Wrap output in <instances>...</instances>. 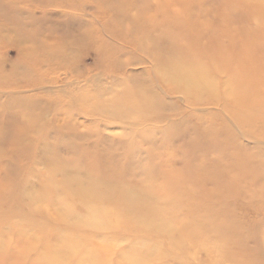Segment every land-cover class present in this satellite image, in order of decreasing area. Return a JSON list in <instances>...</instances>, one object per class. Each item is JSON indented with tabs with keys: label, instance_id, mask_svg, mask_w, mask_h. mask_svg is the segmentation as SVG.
I'll use <instances>...</instances> for the list:
<instances>
[{
	"label": "bare ground",
	"instance_id": "bare-ground-1",
	"mask_svg": "<svg viewBox=\"0 0 264 264\" xmlns=\"http://www.w3.org/2000/svg\"><path fill=\"white\" fill-rule=\"evenodd\" d=\"M90 1L97 3L98 6H93ZM90 1L0 0V3L11 13L10 17L0 16V40L11 39L10 42H14L11 45L17 52V59L25 63L23 65L25 73H30V77L21 79L15 78L11 75L12 73L4 75L3 78L0 76V100H3L1 101L4 102L3 108L7 110V113L5 111L0 113V142L5 141L6 146L10 148L11 151L7 156L11 155L14 158L24 154L23 169L27 167L30 159L34 166L35 164L47 168L55 166V161L49 156L47 143L48 140H56L58 144V141L62 140L64 144L60 148L73 155L83 154L89 159L93 170L97 169L100 164L101 166L116 165L115 159L121 162L125 158L120 155L114 157L109 150L105 149L113 141H109L103 134L104 132H100L98 128H90L83 133H78L76 126L70 125L68 121H72L74 116L72 111H64L61 100L50 95L58 89L56 85H50L56 81L53 77L56 68L67 72L66 82H70V75L80 76L86 71L82 59L80 63L77 60L75 64L71 61L70 54H66L70 46L79 41L84 42L83 46L87 51L84 56L90 57L93 64L107 63L106 65H112L121 70H126L131 66L150 67L149 77L142 76L141 83L134 86L130 85V81L125 83L119 94L122 95L120 105H129L139 110L143 108L144 103L148 104L143 96L154 99H162V96L167 98L175 96L189 111L174 109L175 112H180L181 118L173 125L168 121L169 119L165 122L167 115L163 114L164 112L155 116L142 115L138 120L146 123L150 120L152 122L150 127L157 131L136 143L138 144L136 149L141 152L144 143L150 142L149 148L144 151L145 154L142 152L140 154L151 160L154 158L159 166L157 178L152 177L156 184L155 187L147 186L141 180L136 185L135 182L128 181L125 187H121L119 185L121 183L114 182L111 185L106 181L101 184L98 182L87 184L75 180L72 174L64 171H60L61 180L58 181L56 169L55 172L49 173L48 179L53 181V185L50 186L53 188L51 190L56 195V199H62L64 202H50L51 196L45 192L47 188L43 187H41L40 195L31 191L27 198L23 200L21 198V201L24 205H29L31 202H43V205L48 207L46 215L57 217L55 218L57 223L67 221L63 219H67V215L71 216L68 220L69 226L67 227H70L68 230H79L80 223L84 221L88 222V225L84 223L80 228L85 229L89 226L94 233L102 232L103 229L112 226L109 221L117 218L119 222L123 220L119 225L124 231L134 235L138 234L139 238L149 233L153 234L154 242L152 243L154 244H145L142 249L124 251L117 264H188L186 261L194 259L193 255L188 256L190 249L198 250L201 247L206 249L202 238L206 235L217 240L226 239L224 244L227 246L236 245V243L244 244L245 237L241 236L243 234L240 225L236 224L230 214L229 216L220 214L215 218H209L200 209L196 213L182 214L185 209L177 202L186 197L180 194V189L187 182L178 171L187 167L194 176H198L199 173H205L211 168L222 171V174L227 172L226 175L235 170H246L251 183L254 178L258 179L255 184L264 182L263 176L261 178L259 173L260 168L264 170V106H256V104L264 103V42L262 40L264 32H261L263 29L260 25L261 20L258 21L257 17H255L257 24L255 26H251L247 21L250 16L257 13L256 10L264 8V0H223L228 11L231 12L232 7L237 9L236 13L229 14L225 21H219L213 17L211 13L216 12L215 7H211L213 11L207 7L203 8V4L210 3L212 6L217 2L216 0ZM99 5L113 12L115 21L121 27L119 28L121 33L118 34L113 30L112 21L101 13ZM33 8L38 10L37 13L32 10ZM20 14H26L25 21L14 20L16 15ZM100 19L104 22H100ZM45 20L51 24V27H47L48 35L46 36L42 35V37L40 33L26 29L27 25ZM66 24L75 26V29L66 30L63 33L58 30V26L64 27ZM234 24H238V27L231 29L230 26ZM81 31H83L82 34ZM2 42H0V48L6 47L7 45ZM166 53H169V56L171 54L177 56V63L164 56ZM57 59L61 60L59 67L55 64ZM30 66L32 69H37L35 72L40 73L39 77L33 76L34 71ZM8 70L10 69H5L0 62V74ZM130 77L132 76L128 78ZM220 78H222L221 81ZM28 89H31L32 93L30 98L22 91ZM40 90L46 93L37 94ZM68 95L67 98H69ZM69 99L68 103L70 101L71 104H76L78 97L71 95ZM83 101L87 104L91 102V99L87 96ZM15 106L19 110L23 108L27 118H38L39 122L43 121V123L33 121L30 124L25 119L20 120L18 113L14 112ZM59 107H61L59 109L61 113L57 109ZM35 108L40 112L38 116H35L37 114L32 111ZM84 108L80 109L84 117L104 118L106 121L101 123L102 126L112 121L117 122L121 120V117L125 118L128 115V112H122L118 116L98 106ZM169 110L172 109L169 108ZM54 111L58 112L57 115L64 114L68 120L65 119L63 125L53 124V121L57 119L52 121L47 116L49 117ZM207 113V116L214 117L213 120L207 119ZM95 118L93 123L96 122ZM58 119L63 118L59 116ZM257 122L262 124L260 129L256 128ZM161 124L167 125L158 128L157 125ZM44 126L47 128L46 134L40 139H32L31 135L37 136L43 132L42 127ZM117 126L132 130L130 135L142 136L141 133L133 130L138 127L134 123L123 125L119 123ZM147 130L151 129L146 127L145 131ZM169 133L180 137L183 134H189L198 139L207 135L214 137L217 135L218 144L214 151H220V148L224 146L234 159H226L225 162L228 163L224 166L220 162H208L207 159L193 162L198 144H191L187 147V151L185 150L186 153L192 154L188 161L171 159L157 153L158 151H151L152 146L163 148L164 137L169 138L168 145L172 143L173 139ZM78 135H81L80 140L84 142V145L72 146L74 140H79ZM158 135L161 136L158 137ZM124 145L125 148H129L130 141H126ZM94 151H97L98 158L91 156ZM237 181L232 178L228 180L227 185L233 187L232 184ZM190 189L193 193L198 191L193 185ZM148 193L150 196H147ZM242 195L240 194L239 198ZM250 197L244 213L250 211L258 216L260 212L264 213V205L255 204V199ZM3 199V197L0 198V204L4 203ZM195 202L199 207L203 201L195 200ZM67 205L83 209L89 219L84 218L83 220L75 214H68V211L64 212L63 208ZM104 205L111 206L118 215L110 218V214L104 213L95 221L98 214L97 209ZM8 209L9 215L16 214L15 207L9 206ZM179 214L187 218L180 220L169 217ZM23 217L28 220L27 216ZM29 217L34 223H40L39 219H35L32 215ZM262 220L264 221V218ZM78 221L81 222L78 223ZM45 229L46 233L43 235L49 238L55 236L54 233L57 234L59 230L56 224ZM49 232L51 235L48 234ZM158 232H165L166 235L160 236ZM254 234L249 232L247 237L254 239ZM39 235L35 233L37 239L35 244L39 241ZM22 236L30 237L28 231H22ZM98 240L104 239L98 238ZM50 241L52 245L46 249L44 254L38 255L35 260L36 264H62L63 261L60 262V259L64 260L69 254L80 252L78 249L81 247L86 250L78 264H101L105 255L104 246L101 245L102 248H100L92 241L78 245V240L66 236L64 239L54 237ZM140 241V244L145 243L142 239ZM163 241L167 243L170 251L163 253L159 250L158 246ZM84 245L87 246L83 247ZM224 253L228 254V252ZM4 255L8 256H0V264H12V254ZM250 255L247 251L238 252L236 256L239 258V264L245 262ZM221 256L224 258L222 254ZM229 256L232 260V254Z\"/></svg>",
	"mask_w": 264,
	"mask_h": 264
},
{
	"label": "rangeland",
	"instance_id": "rangeland-1",
	"mask_svg": "<svg viewBox=\"0 0 264 264\" xmlns=\"http://www.w3.org/2000/svg\"><path fill=\"white\" fill-rule=\"evenodd\" d=\"M90 1V0H89ZM217 2L211 6L210 3L203 4V8L207 7L208 9L212 10L211 7H215L214 9L216 12L211 13L215 19H219V21H225V19L228 17L229 14L236 13L237 10L235 7H232L231 12L228 11L225 8L223 0H216ZM91 2V1H90ZM222 3V4H221ZM91 4L94 6H98L97 3L91 2ZM221 4V5H220ZM101 13L104 14V16L107 19H110L112 21L113 30L116 31V33L119 34L120 25L115 21V18L113 17V12L111 10H107L106 7L100 6ZM37 13L38 10L32 9ZM221 10V11H220ZM92 11H90L91 13ZM256 14L250 16L247 21L248 24L251 26H255L256 20L255 17H257V20H261V26L263 29H261V32H264V8L256 10ZM216 13V16H215ZM260 13V14H259ZM223 14V15H222ZM11 13L9 10L5 8L3 4L0 3V16L3 18L10 17ZM220 15V16H219ZM233 15V14H232ZM262 15V16H261ZM259 16V17H258ZM26 17V14H20L16 15L14 20L18 21H25L24 18ZM90 17V14H89ZM263 21V22H262ZM100 22H104L102 19H100ZM34 28H33V26ZM27 25L26 29L29 31H35L37 33H40L42 36L48 35V28L51 27V24H49L46 20L44 22ZM67 28H65V26ZM63 26H58V30H60L62 33L66 30L73 31L75 29V26H72L71 24H66ZM238 27V24L231 25L230 28H236ZM31 28V29H30ZM81 34L83 31L80 32ZM121 33V32H120ZM42 36V37H43ZM79 36V34H78ZM263 42L264 39L262 38ZM4 41V42H2ZM10 40H4L1 39L0 42L5 43L7 45L4 48H0V62L2 63V66H4L5 69H10L7 72H1L0 76L1 78L4 77V75H11L15 78L21 79L23 77H30V73L26 74V70L23 67L25 64L22 62V60H18L16 56V51L14 50L13 44L14 42H10ZM84 42H78L77 44H72L70 46V50H67L66 54H70V59L75 62V64L80 63L81 59L83 60V64L85 65L84 69L86 71L83 72L80 76L77 75H70V82H66V76L68 74L65 73V71H62L58 68H56V71L53 74V77L56 78L55 83H52L50 85H56L58 89L55 91V93H50L52 96H56L61 100L64 108V111L71 110L74 114L72 121L65 118L64 114L57 115L56 111L52 112V114L47 118L55 120L53 121V124H64L65 119L70 122V125H75V129H77L78 133H83V131L88 129H94L98 128L100 132H104L105 136L109 139V141H113V143H109L108 146L105 148L106 150H109V152L112 154V156L117 157L118 155L124 157L121 162H118L116 159V165L115 164H108L107 166H101V164L97 167V169L93 170L91 168V163L89 162V159L83 156V154H77L73 155L69 151L67 152L63 148H60L64 144V141L59 140L58 144L56 140H48L47 146L49 148V156L52 158L53 161H55V166H49L48 168L43 165H37L35 166L32 164V160L30 159L27 167L23 169L24 166V154L18 155L16 157L7 156L9 153L10 148L6 146L5 141L0 142V198H4V203L0 204V256H8L4 254H12L13 263L12 264H36L35 260L37 259L38 255L44 254L46 249H48L52 243L51 239L56 237L57 239H64V236L68 238H72L73 240H78V245L88 244L92 241L95 244H97L98 247L102 248L101 245L104 246L103 251H105V255L101 260V264H117L118 259L124 251H127L128 249H142L144 245L148 244H154L153 234L149 233L143 238H139V235L132 234L130 232L124 231L123 227L119 225V223H122L121 220L112 219L110 227L103 229L102 232L94 233L89 226L87 228H80L83 226V224H87L88 222L84 221H78L81 226H79V230H68V220L70 217L67 215V221H60L57 223L55 221L57 217L53 218L48 217L47 209L48 207H45L43 202L40 203H34L29 202L30 204H23V201H21V198H27V196L31 193V191H35V193H38L40 195L41 187L47 188L45 190L48 195H50V202L52 203H61L64 202L62 199L58 200L56 199V195L54 194L53 188H51L53 185L52 180L48 179L50 172H55L57 169V180H61V176L59 173L60 171L67 172L69 174H72L74 179L83 183H95L98 182L99 184L106 183L113 185L115 183H121L119 184L121 187H125L126 183L128 181H133L139 184V180L144 181L145 185L155 187L156 184L152 177L157 178L158 175V165L155 163L154 158L148 159L145 157L144 151H147V149L150 146V142L144 143V146L141 149V152H139L138 149H136L137 142L143 141L142 139H145L148 136L153 135V132H157L153 130L152 122L148 120V122H141L140 117L142 115L149 114L151 116H155L157 114H166L168 121L172 122L171 125L175 124L180 120L181 115H179L180 112L176 111L174 109L178 108L182 111L184 109L185 111H189L188 108H185L182 104L180 99H177L175 96L167 98L165 96H162V99H154V98H146L143 96V99L148 102V104L144 103L143 108L139 110H135L131 108L129 105H120L119 101L122 95L120 94V91L122 87L125 85V83L130 81V85L134 86L135 84L141 83L142 79L141 77L148 78L151 69L149 66H131L126 68V70H121L117 67H114L112 65H106L107 63L103 64H93L90 57H85L84 53L87 52L86 49L83 46ZM164 56H167L168 59L173 60L175 63H177V56H173L172 54L169 56V53H166ZM124 58V56H122ZM187 61V60H186ZM55 64H57L56 67H59L61 65V60L57 59ZM27 67V65H26ZM32 66H30L31 68ZM233 67V65H232ZM33 76H40V73L35 72L37 69H32ZM135 74V75H133ZM17 75V76H16ZM129 76H132L128 78ZM12 79V78H11ZM14 79V78H13ZM25 79V78H24ZM23 79V80H24ZM15 80V79H14ZM220 81L222 78L219 79ZM46 86V85H44ZM42 86V87H44ZM41 87V88H42ZM24 91L23 94L28 96L32 95L30 92L31 89L22 90ZM45 94L46 92H43L40 90L37 92V94ZM66 94V95H65ZM67 94H69V98L71 95H75L78 97V100L76 101V104H71L70 101L68 103L69 98H67ZM89 96L91 99L90 103L85 104L83 99L85 97ZM80 98V99H79ZM3 100H0V113L5 111L7 113V110L3 108L4 102H1ZM13 104V103H12ZM165 104V106L163 105ZM93 106H98L100 108H103L105 111H110L112 113H116V115H121V113L128 112V115H126L125 118H122L121 120H118L117 122L109 123L108 125L102 126L101 123L103 121H106L102 117H84L80 111V109L86 107V108H92ZM256 106H264V103L256 104ZM84 108V109H86ZM165 108V109H164ZM171 108L172 110H169ZM16 109V110H15ZM58 111L61 109V107L57 108ZM166 110H169V112H166ZM174 110V111H173ZM18 111V112H16ZM33 113L37 114L35 116H38V109H33ZM14 112L18 113L20 120H26L30 124L33 123V121L39 122L38 118H30L26 117L27 114L24 113V109L20 108H14ZM61 113V111H60ZM176 114V115H175ZM44 115V114H43ZM169 115V116H168ZM208 120H213L214 117L207 116ZM61 116L63 119H58V117ZM96 119V122L93 123V119ZM172 119V121H171ZM32 121V122H30ZM36 122V123H37ZM167 122V120L165 121ZM194 122V121H193ZM123 124H130L134 123L138 125L136 129H133L137 133H141L142 136H136V135H130V132L132 130L122 128L119 125ZM195 123V122H194ZM147 124V125H146ZM167 125V124H166ZM165 124L157 125L158 128L166 126ZM96 126V127H95ZM110 126V127H109ZM150 128L151 130L145 131V128ZM262 127L261 122H257L256 128L260 129ZM43 132H40L37 134V136L31 135L32 139H40L46 134V126L42 127ZM70 131V129H67ZM159 131V130H158ZM161 135H158L160 137ZM169 136L173 140H171L172 143H169V138L164 137L165 142L162 146L163 148L159 147H151V151H158L157 153L163 154V156H168L169 158L181 160V161H188L190 159V156L192 154L186 153L187 147H189L191 144H198V150L194 153V161H200L201 159H207L208 162H220L222 166H224L227 161L226 159H234L231 157L230 152H228V149L222 146L220 151H214V148L218 144V136L213 135L204 136L198 139L196 136H190L189 134L185 135L183 134L181 137L174 134L169 133ZM79 140H74L75 142L72 144V146L80 147V145H84V142L80 140L81 135H78ZM210 138V139H209ZM176 139V140H175ZM122 140V142H121ZM54 141V142H53ZM126 141H130V147L125 148L124 143ZM163 141V140H162ZM53 142V143H52ZM251 145V144H249ZM204 146L203 148H201ZM252 146V145H251ZM185 147V149H184ZM159 148V149H158ZM161 150V151H160ZM186 150V151H185ZM100 152V150H97ZM97 151H94L91 156H94L95 158H98ZM188 156V157H187ZM223 156V157H222ZM177 157V158H176ZM205 157V158H204ZM79 162V163H78ZM69 163V165H66ZM76 163V164H74ZM78 164H81L80 166ZM2 165V166H1ZM82 166V167H81ZM261 169V168H260ZM259 173L261 175V178L263 176L264 181V170H260ZM263 169V168H262ZM261 171V172H260ZM208 172V173H207ZM241 172V173H240ZM183 177L185 178L187 184L183 185V188L180 189V194L184 195L186 197H183L182 199H179L177 204H180L183 206V209L185 211L182 212V214L185 213H196V211H203L204 214L208 215L209 218H215L218 215H225L227 214L229 216H232L235 220L236 224L240 225V230L243 235H241L244 238V244H237L227 246L224 244V241H227L226 239L222 238L217 240L216 238L210 237L208 235L203 236L204 239V246L205 250L202 249H190L189 251V257L190 255H193V258L188 262V264H239L238 260L239 258L236 256L238 252L247 251L251 255L244 264H264V221L262 220L264 218V213L260 212L259 216L257 214H253L250 211H247L244 213V208L247 205V201L252 196L255 200V204L264 205V182L260 184L257 183L256 178H254V181L251 183V179L248 177L249 174L246 170H235L232 171L230 174L227 172L222 174V171L215 170L213 168L207 170L205 173H199L198 176H194L189 168H181V170L178 171ZM209 174V175H208ZM246 176V177H245ZM220 177V178H219ZM227 177V178H226ZM206 178V179H205ZM229 178V179H228ZM232 178L238 180L237 182H234L232 184L233 187H230L227 185L228 180H231ZM130 179V180H129ZM159 179V178H158ZM157 179V180H158ZM224 179V180H223ZM121 181V182H120ZM220 182V183H219ZM222 182V183H221ZM45 183V185L43 184ZM220 184V185H219ZM49 185V186H48ZM158 185V184H157ZM198 191L193 193L191 191V186ZM32 188V189H31ZM207 192V193H206ZM225 192V193H223ZM223 193V194H222ZM243 194L242 197L239 198V195ZM147 196H150L148 193ZM208 197H212V199H208ZM197 200L198 202H202L199 207L197 206ZM15 207L16 214L9 215V209L8 207ZM63 208V207H62ZM65 211H68V214L72 213L76 216L80 217L84 220V218H87V213L80 209L78 206L73 207L72 205H67L66 208H63ZM97 215L95 221H97L98 216H103L104 213L110 214L111 217L117 216V211L113 210L111 206L104 205L102 207H99L97 209ZM187 211V212H186ZM189 211V212H188ZM14 213V212H13ZM209 213V214H208ZM30 215H32L35 219H39L38 221L40 223H34L32 219H30ZM23 216H27L28 220L25 219ZM172 217V219H180L184 220L187 217L182 215L177 216H169ZM126 218V217H125ZM22 219V220H21ZM169 219V220H172ZM41 220V221H40ZM116 220V221H115ZM22 221V222H21ZM89 221V220H87ZM44 223V224H43ZM95 223V222H94ZM56 224L58 227L57 234L54 233L55 236H45L43 234L46 233V227H50L51 225ZM16 226V227H15ZM216 226V225H215ZM212 227H214L212 225ZM16 228V230H14ZM22 231H28L30 237H23ZM98 231V230H97ZM40 234L39 235V244L37 245L35 233ZM249 232L255 233L254 239H251L247 236H249ZM160 233V236L166 235V233ZM50 234V232L48 233ZM51 235V234H50ZM47 238H45V237ZM152 236V238H151ZM210 237V238H208ZM29 238V239H28ZM38 238V237H37ZM98 238L104 239V240H98ZM247 238V239H246ZM144 240V244H140L141 240ZM246 239V240H245ZM161 240H163L161 238ZM221 240V241H220ZM100 242V243H99ZM151 243V244H149ZM35 244V245H34ZM235 244V243H234ZM87 245H84L83 247H86ZM82 248V247H81ZM78 249L80 252H75L73 254H69V256H66V258L60 259V262L62 264H78L79 260L82 258V256L85 253L84 248ZM152 248V247H149ZM159 250L163 253L170 251L168 248V245L165 241L160 243V246H158ZM67 250V249H66ZM94 250V249H93ZM68 251V250H67ZM228 252V254L224 253ZM221 254L224 256L222 258ZM229 254H232V259ZM62 258V257H61ZM242 263V264H243Z\"/></svg>",
	"mask_w": 264,
	"mask_h": 264
}]
</instances>
